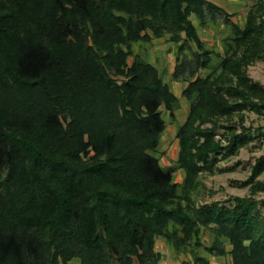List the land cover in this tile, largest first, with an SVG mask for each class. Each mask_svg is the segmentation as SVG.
I'll return each instance as SVG.
<instances>
[{"label":"trees","instance_id":"obj_1","mask_svg":"<svg viewBox=\"0 0 264 264\" xmlns=\"http://www.w3.org/2000/svg\"><path fill=\"white\" fill-rule=\"evenodd\" d=\"M192 16L225 27L221 43ZM235 16L211 0H0V264H159V237L193 264H264V155L237 181L248 195L198 199L204 173L264 141L245 124L264 114L249 73L264 62V0ZM161 38L190 102L170 166L151 151L161 104L174 117L182 103L141 47Z\"/></svg>","mask_w":264,"mask_h":264},{"label":"rangeland","instance_id":"obj_2","mask_svg":"<svg viewBox=\"0 0 264 264\" xmlns=\"http://www.w3.org/2000/svg\"><path fill=\"white\" fill-rule=\"evenodd\" d=\"M216 4L222 6L230 13H236L233 18L239 23L244 22L246 12L248 11L251 0H211ZM195 25L198 27L201 38L208 44L214 42L220 44L221 39L227 34V29L223 26H217L212 28L199 27L198 20L195 16H192ZM175 45L172 42L166 40V38L153 40L151 43H141V47L145 49L143 57L153 63L161 72L165 82L169 83L172 90L180 97L182 107L175 111V116L172 117L171 113L165 109L164 104H161L163 110V116L167 122V129L162 136L161 144L156 151H151L156 157L159 158L162 166H170L176 163L179 152V140L177 138L178 127L185 121L188 112L190 102L182 96L184 88L187 86V82L173 81L172 73L174 71L176 60L173 52ZM138 48L135 49V52ZM131 62V57L129 58ZM207 70L201 71L202 75L207 74ZM250 75L264 83V62L258 61L249 68ZM245 124L253 126L264 127V114L258 115L252 112L245 113ZM237 118H235L236 120ZM264 155V141L255 140L251 143L244 145L240 148L239 153L233 157H229L226 160H222L218 163L221 168H232L231 171L219 172L214 174L204 173L202 180L206 184L207 188L201 190V194L198 195L200 202H210L213 200L225 201L233 196H245L249 194V187H241L237 181H243L247 179L252 172V165L256 160ZM185 177V171L180 169L174 176L173 181H183ZM264 180V173L259 177ZM215 191L213 194L210 190ZM258 199H264V192L257 195ZM260 214L264 216V207H260ZM213 238V235L209 231L204 232L205 241L209 242ZM156 250L160 251L163 255L159 264H193L192 257L185 254H177L173 248H171L162 238H158L156 242ZM231 246L228 245V249ZM204 252V251H203ZM211 261L214 264H232L231 255L222 257L210 256Z\"/></svg>","mask_w":264,"mask_h":264}]
</instances>
